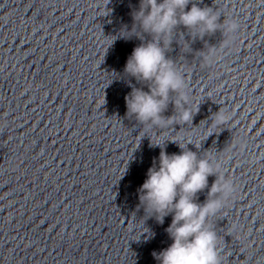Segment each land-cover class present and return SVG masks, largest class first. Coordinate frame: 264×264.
I'll return each mask as SVG.
<instances>
[{
	"label": "water",
	"instance_id": "95a60500",
	"mask_svg": "<svg viewBox=\"0 0 264 264\" xmlns=\"http://www.w3.org/2000/svg\"><path fill=\"white\" fill-rule=\"evenodd\" d=\"M193 3L239 29L221 49L219 30L192 39L177 27L165 55L199 111L159 128L125 115L132 88L148 91L124 72L151 39L133 26L139 0H0V264H157L172 216L158 223L138 189L163 146L180 153L173 139L226 160L235 198L210 218L223 264H264V0H190L185 10ZM208 46L217 52L204 64ZM219 108L232 118L213 127Z\"/></svg>",
	"mask_w": 264,
	"mask_h": 264
},
{
	"label": "clouds",
	"instance_id": "9594fccd",
	"mask_svg": "<svg viewBox=\"0 0 264 264\" xmlns=\"http://www.w3.org/2000/svg\"><path fill=\"white\" fill-rule=\"evenodd\" d=\"M189 3L190 0H139L138 8L132 12L133 26L151 37L134 47L124 67L127 75L148 88L144 91L133 87L124 97L126 117L131 115L142 126L164 128L189 121L192 124L199 111V104L195 111L189 107L191 97L184 73L165 55L177 27L183 26L192 39H203L219 30L225 37L220 42L221 49L234 42L239 29L234 19L224 18L219 22L220 15L211 7L201 8L193 3L186 11ZM188 48L190 53L189 45ZM216 52V46L199 51L204 64L213 63ZM169 103L173 105V114L165 117L163 113ZM231 118L230 113L219 108L210 116L211 126L226 124ZM169 141L180 148V153L168 154L164 146L151 144L161 148L158 163L148 168L146 179L138 189L140 205L158 223L172 216L165 230L172 243L159 252L154 251L152 256L157 264H223L221 238L210 218L235 198V185L224 174L226 160L198 156L187 148L188 144L194 145L191 141L184 144L174 139ZM240 147L243 150L244 145ZM209 176L215 177L210 187ZM205 188L206 198L198 203L197 194Z\"/></svg>",
	"mask_w": 264,
	"mask_h": 264
}]
</instances>
